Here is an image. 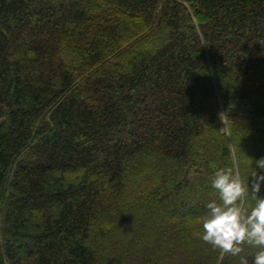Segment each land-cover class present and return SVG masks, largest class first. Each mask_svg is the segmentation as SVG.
<instances>
[{
    "label": "trees",
    "instance_id": "obj_1",
    "mask_svg": "<svg viewBox=\"0 0 264 264\" xmlns=\"http://www.w3.org/2000/svg\"><path fill=\"white\" fill-rule=\"evenodd\" d=\"M261 157L264 0H0V264H239L201 218Z\"/></svg>",
    "mask_w": 264,
    "mask_h": 264
},
{
    "label": "clouds",
    "instance_id": "obj_2",
    "mask_svg": "<svg viewBox=\"0 0 264 264\" xmlns=\"http://www.w3.org/2000/svg\"><path fill=\"white\" fill-rule=\"evenodd\" d=\"M251 172V186L238 171L221 168L214 173L212 187L219 193V202L206 205L201 218L200 239L222 254L240 256L239 264H249L240 255L244 246L255 250L253 264H264V157L255 161Z\"/></svg>",
    "mask_w": 264,
    "mask_h": 264
},
{
    "label": "rangeland",
    "instance_id": "obj_3",
    "mask_svg": "<svg viewBox=\"0 0 264 264\" xmlns=\"http://www.w3.org/2000/svg\"><path fill=\"white\" fill-rule=\"evenodd\" d=\"M222 128H223V131H224V132L227 131V126H226L225 122L223 123Z\"/></svg>",
    "mask_w": 264,
    "mask_h": 264
}]
</instances>
